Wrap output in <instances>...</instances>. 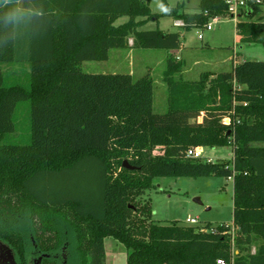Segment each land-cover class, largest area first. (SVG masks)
I'll return each instance as SVG.
<instances>
[{
	"label": "trees",
	"instance_id": "16d2710c",
	"mask_svg": "<svg viewBox=\"0 0 264 264\" xmlns=\"http://www.w3.org/2000/svg\"><path fill=\"white\" fill-rule=\"evenodd\" d=\"M248 1L236 22L239 41L264 45V15L253 19L264 0ZM150 2L0 0V237L23 258L34 249L46 254L43 264H106L112 236L127 248L126 264H264V60L185 79L184 61L168 54L164 112L155 111L151 74L81 67L130 38L132 47L179 49L180 31L142 28L161 16H175L186 30L229 16L226 0H201L196 12L162 0L161 13ZM13 9L19 18L7 22ZM23 64L28 83H7L6 73ZM21 100L30 103V140L6 141ZM229 145V160L186 155ZM89 165L99 176L95 194L65 182ZM209 175L233 179L232 225L153 219L142 197L155 177Z\"/></svg>",
	"mask_w": 264,
	"mask_h": 264
},
{
	"label": "rangeland",
	"instance_id": "374dc122",
	"mask_svg": "<svg viewBox=\"0 0 264 264\" xmlns=\"http://www.w3.org/2000/svg\"><path fill=\"white\" fill-rule=\"evenodd\" d=\"M201 0H168L171 7L182 3L181 12H196ZM153 12H163L162 0H151ZM263 11L253 18L256 20ZM128 16L117 20L123 23ZM211 29L197 28L186 30L180 26V20L173 15H164L159 22L147 21L142 28L159 27L166 31H180L182 45L179 49H155L132 47L133 39L123 48L110 50L106 60H86L81 67L84 71L94 73H132L135 78L151 74L155 82L154 108L157 112L167 109L168 85L164 81L166 57L172 53L184 61L180 76L185 79H197L203 71H229L236 63L246 60H264V45L259 42L246 43L237 39L236 20L230 16L216 15L209 21ZM202 34L203 38L198 35ZM28 64L16 66L6 73L7 83H28ZM179 76V75H178ZM16 130L10 133L6 141L27 143L30 140V103L21 100L15 109ZM202 159L229 160L233 156L232 146L200 148ZM66 178V181H65ZM63 179L71 187L80 186L95 194L99 176L97 168L89 165L85 171ZM154 186L147 190L143 199L152 205L153 219L160 222L178 220L182 224L187 218H197L200 226L206 224H233L234 186L233 179L224 176H157ZM39 225V224H38ZM37 225V226H38ZM193 225V224H192ZM196 225V224H194ZM31 240L33 237H31ZM106 264H126L128 250L124 244L112 236L105 238ZM34 251V249H32Z\"/></svg>",
	"mask_w": 264,
	"mask_h": 264
},
{
	"label": "flooded vegetation",
	"instance_id": "af4514ba",
	"mask_svg": "<svg viewBox=\"0 0 264 264\" xmlns=\"http://www.w3.org/2000/svg\"><path fill=\"white\" fill-rule=\"evenodd\" d=\"M32 240L35 245L34 239ZM0 252L3 254L5 264H43L46 255L34 250L27 252L26 258H23L19 250L2 237H0Z\"/></svg>",
	"mask_w": 264,
	"mask_h": 264
},
{
	"label": "built area",
	"instance_id": "2783aa9c",
	"mask_svg": "<svg viewBox=\"0 0 264 264\" xmlns=\"http://www.w3.org/2000/svg\"><path fill=\"white\" fill-rule=\"evenodd\" d=\"M254 1L257 3H261L263 0H254ZM226 3L228 5L229 16L233 17L236 20V22L243 15L244 11H246L248 9V6H249L248 0H226ZM181 24H182V22L180 21V25ZM206 28L211 29L212 28L211 23H209ZM198 37L202 39L203 35L199 34ZM200 148L201 147L190 148V149H188L186 155L188 157H202ZM186 222H188L189 224H198L199 223L197 218H187ZM217 262L219 264H226L225 260L222 258L218 259Z\"/></svg>",
	"mask_w": 264,
	"mask_h": 264
},
{
	"label": "clouds",
	"instance_id": "9594fccd",
	"mask_svg": "<svg viewBox=\"0 0 264 264\" xmlns=\"http://www.w3.org/2000/svg\"><path fill=\"white\" fill-rule=\"evenodd\" d=\"M10 2V0H5V6ZM19 18L18 10L13 9L5 14V20L7 22H15Z\"/></svg>",
	"mask_w": 264,
	"mask_h": 264
},
{
	"label": "water",
	"instance_id": "95a60500",
	"mask_svg": "<svg viewBox=\"0 0 264 264\" xmlns=\"http://www.w3.org/2000/svg\"><path fill=\"white\" fill-rule=\"evenodd\" d=\"M226 121L228 122L229 120L227 119ZM123 164H124V166H126L128 168H133L134 167V166L130 165L127 160H124Z\"/></svg>",
	"mask_w": 264,
	"mask_h": 264
},
{
	"label": "snow or ice",
	"instance_id": "6c2138e0",
	"mask_svg": "<svg viewBox=\"0 0 264 264\" xmlns=\"http://www.w3.org/2000/svg\"><path fill=\"white\" fill-rule=\"evenodd\" d=\"M0 264H5L2 252H0Z\"/></svg>",
	"mask_w": 264,
	"mask_h": 264
},
{
	"label": "crops",
	"instance_id": "0c3cea01",
	"mask_svg": "<svg viewBox=\"0 0 264 264\" xmlns=\"http://www.w3.org/2000/svg\"><path fill=\"white\" fill-rule=\"evenodd\" d=\"M263 11V10H262ZM165 30V29H164ZM237 39L239 40V36L237 35Z\"/></svg>",
	"mask_w": 264,
	"mask_h": 264
}]
</instances>
